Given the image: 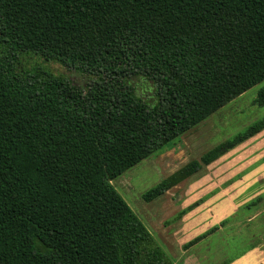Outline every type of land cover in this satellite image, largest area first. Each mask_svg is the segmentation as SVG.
<instances>
[{
    "label": "trees",
    "instance_id": "obj_1",
    "mask_svg": "<svg viewBox=\"0 0 264 264\" xmlns=\"http://www.w3.org/2000/svg\"><path fill=\"white\" fill-rule=\"evenodd\" d=\"M262 80L264 0H0V264H172L111 181Z\"/></svg>",
    "mask_w": 264,
    "mask_h": 264
},
{
    "label": "rangeland",
    "instance_id": "obj_2",
    "mask_svg": "<svg viewBox=\"0 0 264 264\" xmlns=\"http://www.w3.org/2000/svg\"><path fill=\"white\" fill-rule=\"evenodd\" d=\"M50 67L73 84L84 85L85 77L73 69L58 64H50ZM263 85L264 80L230 99L197 126L172 140L171 145H165L111 181L165 253L170 258L176 257V264L228 213L225 212L227 206L248 205L251 201L253 205L264 206V129L203 165L160 196L146 201L143 194L188 161L198 159L206 150L264 117V105L256 101ZM221 208L224 211L220 217L216 212ZM263 225L264 214L254 221L251 243L258 241L256 233L264 240ZM225 230L220 228L218 234L197 245L194 252L198 253L194 255L198 264H217L223 253L229 252L236 231ZM188 247L189 250H184ZM208 247L214 257H207ZM201 248L204 252H199Z\"/></svg>",
    "mask_w": 264,
    "mask_h": 264
},
{
    "label": "crops",
    "instance_id": "obj_3",
    "mask_svg": "<svg viewBox=\"0 0 264 264\" xmlns=\"http://www.w3.org/2000/svg\"><path fill=\"white\" fill-rule=\"evenodd\" d=\"M226 210L227 211L225 212L228 213L223 215L225 213L224 212L222 214L223 217L220 218V222L213 228V230L209 234L202 237V239H200L192 247H190V250L189 247L184 248V250H189V254L186 256V258L184 256V259L182 258L181 261H179V264H198L197 259L194 255L198 253L194 252L195 248L198 244H200V242H203V240H207L209 237L218 234L220 228L222 230L226 229L225 231H228V233L229 230H235L236 236L233 239L234 242L230 244L229 252L225 254L223 253V258L221 257L217 264H264V240L262 241V237L258 235V233H256L255 236H257L258 241L255 243H251V240L253 239L252 227L254 221L259 219L264 214V206H256L253 204L230 207L227 206ZM221 211H224L223 208H221L220 211L216 212V214L220 216ZM216 222L211 223L216 224ZM251 230L252 232L250 234L249 231ZM210 249L211 247H208L206 249L208 258L210 256L214 257L213 250L212 253L209 254ZM199 252H204L203 248H201ZM171 259L173 262L172 264H176V257H171Z\"/></svg>",
    "mask_w": 264,
    "mask_h": 264
}]
</instances>
